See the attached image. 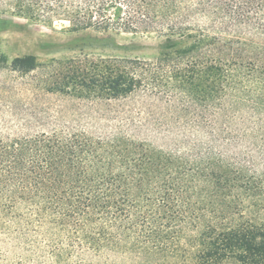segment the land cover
Listing matches in <instances>:
<instances>
[{"label": "trees", "instance_id": "obj_1", "mask_svg": "<svg viewBox=\"0 0 264 264\" xmlns=\"http://www.w3.org/2000/svg\"><path fill=\"white\" fill-rule=\"evenodd\" d=\"M0 14L159 49L13 60L107 116L0 133L7 240L40 264H264V0H0Z\"/></svg>", "mask_w": 264, "mask_h": 264}, {"label": "rangeland", "instance_id": "obj_2", "mask_svg": "<svg viewBox=\"0 0 264 264\" xmlns=\"http://www.w3.org/2000/svg\"><path fill=\"white\" fill-rule=\"evenodd\" d=\"M67 23L47 26L11 14H0V133L13 129L22 133L51 131L60 126H78L84 113L96 110L105 112V103H90L70 96L51 95L33 79V75H22L12 70L16 58L33 55L42 64H52L56 60L71 58L80 53L96 56L125 55L141 59L159 53L158 42H140L130 34H106L93 30L71 32ZM110 37V38H109ZM139 98L126 102V107L142 104ZM155 104V103H154ZM179 104V102H176ZM112 103V109L121 108ZM164 102L166 121L174 129L178 113H174ZM181 115V113H179ZM106 117L107 112L102 114ZM152 118L151 130L155 129ZM184 119V117H183ZM185 120V119H184ZM30 123L31 126H27ZM153 132V133H155ZM159 145L172 144L171 138L160 141L163 134L156 132ZM172 137V134H170ZM0 264H40L29 252L20 250L15 243L0 233Z\"/></svg>", "mask_w": 264, "mask_h": 264}]
</instances>
